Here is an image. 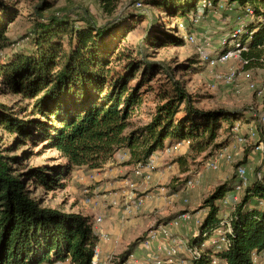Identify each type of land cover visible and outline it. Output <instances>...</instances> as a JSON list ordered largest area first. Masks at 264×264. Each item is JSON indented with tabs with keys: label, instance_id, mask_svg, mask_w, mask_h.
<instances>
[{
	"label": "trees",
	"instance_id": "obj_1",
	"mask_svg": "<svg viewBox=\"0 0 264 264\" xmlns=\"http://www.w3.org/2000/svg\"><path fill=\"white\" fill-rule=\"evenodd\" d=\"M145 1L171 16L191 18L192 25L197 15L212 10L202 8V0ZM211 1L215 5L226 1L224 10L231 7L229 13L237 12L236 20L237 16L253 18L243 25L242 41L249 47L244 56L251 60L247 68H263L264 0ZM51 7L47 0H40L36 7L33 32L26 36L34 51H14L0 59V90L27 100L16 111L0 106V126L16 135L12 146H0V264H92L95 255L98 235L92 217L46 206L26 187L24 176L53 187L74 167H100L119 150L128 151L135 164L145 162L167 143L182 140H189L193 151L203 152L214 144L222 121L233 123L241 117L235 111L198 107L194 95L174 78L175 68L127 52L122 42L133 27L131 18L137 17L131 11L121 17L94 14L88 8H81V13L77 8H61L46 14ZM17 15L14 4L0 0L1 55L3 48L16 45L7 32ZM179 27L161 31V35L148 34L144 42L156 47L182 45L188 38L180 34ZM164 69L170 84L157 93L159 100L150 120L131 127L130 119L142 103L141 90ZM36 138L58 150L66 163L17 173L13 164L19 157L5 151ZM238 182L235 174L206 198L209 211L202 218L201 234L192 240L201 246L203 233L212 234L219 227L222 201L230 198L233 231L228 234L229 245L221 251L205 246L199 256L190 258L191 264H215V260L219 264H258L254 254L264 251V176L256 174L235 202L232 196ZM132 252L121 254L114 264H125Z\"/></svg>",
	"mask_w": 264,
	"mask_h": 264
},
{
	"label": "rangeland",
	"instance_id": "obj_2",
	"mask_svg": "<svg viewBox=\"0 0 264 264\" xmlns=\"http://www.w3.org/2000/svg\"><path fill=\"white\" fill-rule=\"evenodd\" d=\"M138 1H141L143 5L137 6ZM5 2L14 4L18 10V15L9 25L7 32V36L15 41L16 45L12 46V48H3V54H0L1 60L6 59L14 51H23L26 53L34 51L35 48L32 42L26 36L30 32H33L36 17H38L36 7L40 3V0H5ZM47 2L52 7L45 11L46 14L52 10L61 8H77V13H81V8H88L94 14H103V16L108 17V14L112 13L111 15L113 17H121L127 10L131 11L137 17L135 20L131 18L130 21L133 23V27L126 34L122 42V46L127 52L134 56H137L139 53L140 57H146L150 61L165 62L167 67L171 69L175 68L174 78L183 82L186 89L194 95L198 107L206 110L235 111L241 116L240 118L234 119L233 123L231 121H222L219 135L215 139L214 144L203 152H195L190 144H186L182 147L183 149L181 148L175 153H162L161 157L164 158L163 160H160V156L157 157V160L162 165H158L157 163L154 171L158 169V166H163V169L169 170V174L167 175V179H160L159 185L155 186L156 189L151 190L150 195L157 196V187L164 185L166 187V195L172 196L173 201L170 204L165 203L160 209L156 208L154 210L153 216L156 214L155 211L161 212V215H155L157 220L160 219L159 216H163V219L156 221V225L164 219L174 217L175 213L172 211L175 208H178V212H181L182 208H184L186 211L191 212L201 219L205 217L209 211V207L205 203L206 198L219 185L233 178L239 163H243L248 170V184L255 180L256 174L262 177L264 176V156L254 153L252 145L249 143L244 144L243 150H239L242 146L237 145L232 130L234 123L238 121L242 126L251 124L252 126H258V114L264 108V105L262 99L256 95V91L249 87L248 83L250 80L247 78H252L256 81L257 86L261 85L264 82V68H254L250 70L252 77H246L245 70H243L238 60L232 64L219 66L216 69L207 68L198 61L200 60L198 46L203 43L205 38L211 39L214 45L213 50L217 51L220 48L223 37H233L232 29L235 25H244L253 18L236 20L233 16L237 12L232 11V13H229L231 7L228 6V10L226 11L224 9H212L206 15L200 14V21L192 25L190 22L191 18L186 20L177 16H171L167 12L161 11V9L153 6L151 3H147L145 0H111V2H103L102 0H47ZM105 4L108 6V10L103 8ZM223 4L226 6V1H223ZM183 22H188L184 24L187 32L181 30L180 25ZM177 26H180V34L183 36L185 34L187 38L192 35L195 37V41L192 42L188 39L182 45L171 44L163 47L151 46L144 42V38L148 34L155 33L153 35H156L160 33L161 35V31L173 32L171 29ZM231 66L236 68L239 73L236 85L225 86L221 83H215L214 74L221 71L225 72ZM140 72L137 73V78ZM165 72L164 69L163 72L156 74L153 80L141 90L143 94L142 103L130 119L132 122L131 127H141L150 120L151 113L156 108L157 100H159V98L157 99V93L160 94L164 86L170 84L168 81L169 76ZM149 86H152V89ZM26 104L27 100L23 99L21 95L5 91L4 89L0 90V106H7L10 110L16 111ZM15 136V134L0 126L1 148L12 146L15 141ZM221 148H227L232 153L234 152V160H222L217 170L208 169L207 162ZM184 149H186L185 152L181 154ZM5 154L19 157V160L15 161L13 166L16 168L17 173L23 174L28 173L33 168L42 167L46 170L51 166L66 163V159L58 150L48 147L46 141L38 138L34 141L27 140L26 142L15 144L13 148L5 151ZM128 155H130L128 151L124 154V150H119L100 167L89 168L87 166H76L63 178L57 180L59 184L54 183L53 187H48L38 182V180L24 176L26 179V187L33 196L42 199L46 206L87 214L89 213V206L93 203V201L91 202V198L95 195L94 188L98 184L101 186L103 180L100 177L111 167L115 165H126L127 173H123V175H121L122 173H118L116 177L113 176L111 178H123V180L131 178L134 181L132 172L135 162L132 161L131 155L129 158ZM170 165L172 167L168 168L167 166L170 167ZM192 177L198 178L199 183L195 188L188 189L185 187L186 182ZM105 178L108 181L111 180L109 177ZM137 183L141 187L142 181L138 180ZM152 183L153 181L146 184ZM132 189L135 194V200H137V198L141 197L140 191H137L138 188L135 189V187ZM135 192H139V194ZM244 192L245 189L236 193L237 201L241 200ZM185 198L188 199V202H185ZM231 209L229 206H223L222 214H232ZM191 227L193 234L197 232V225H191ZM137 240L138 238L134 242L126 243L118 255H112L110 257L111 259L106 260V264H112L120 254L133 250L132 248ZM143 251L144 249L139 242L138 252L142 253ZM136 255L140 256L138 253Z\"/></svg>",
	"mask_w": 264,
	"mask_h": 264
},
{
	"label": "built area",
	"instance_id": "obj_3",
	"mask_svg": "<svg viewBox=\"0 0 264 264\" xmlns=\"http://www.w3.org/2000/svg\"><path fill=\"white\" fill-rule=\"evenodd\" d=\"M200 4L202 8L207 9L221 10L227 8V4L226 6H224L223 2H219L218 5H215L211 0H202ZM137 6H142V2L138 1ZM247 11L250 14L253 13L252 8H248ZM237 17V20L241 19L240 16ZM199 21L200 14L194 18V23L197 24ZM180 26L182 29L185 28L183 24H181ZM232 30L233 37H223L221 39L220 48L217 51L213 50L214 45L212 44L211 39L205 38L203 40V43L198 46L200 62L207 68L216 69L219 66L232 64L233 62H236L238 60L242 65L243 70H245V76L252 77L250 70L254 68H247L251 60L250 58L244 56V52L249 50L248 45L246 43H243L242 41V35L246 32L245 27L243 25H235ZM188 39L192 42L195 41V37L192 35H190ZM262 47L264 48V44H262ZM238 76V70L231 66L225 72L221 71L214 74V82L221 83L225 86L236 85ZM247 79L250 80L248 83L249 87L252 90L256 91V95L258 96V98H261L263 101L264 82H262L261 85L257 86L256 81H254L252 78ZM257 120V122H259L258 126H252V124L242 126L239 121L237 123L235 122L232 130L234 134V140L236 141L237 145L242 146L239 148V150H243L244 144L249 143L252 145L254 153H258L264 156V108L259 112ZM186 144H190V141L182 140L173 145H166L163 149V153H175ZM234 156V152L232 153L227 148H221L217 150L213 154L212 158L207 162V168L217 170L220 167V163L222 160L233 161ZM156 167V156L153 153V155L149 157L145 162H139L136 164L134 169V176L136 178H140L144 182H150L153 178V173L155 172L154 170ZM247 173L248 170L246 166L239 165L237 167L236 174L239 178V182L236 185L235 192L232 196V199L235 202L238 200L236 193L242 191L248 185ZM126 182L131 189L136 187V182L132 181L131 179H127ZM198 183V178H189L186 182V188H195ZM157 193L165 194L166 187L164 185H160L159 187H157ZM130 199H133V203L129 202L125 207L126 214L133 212L135 208H139V206L144 203V197H139L137 198V200H135V194L130 196ZM230 200V198H224L222 201L223 206H229L232 208L233 206L230 205ZM92 201L93 200L91 199V202ZM185 202H188V199L185 198ZM193 217L194 216L191 212L183 211L177 216L169 219L168 221L160 222L155 227L149 229L140 241L142 248L146 250L148 254L145 256H138L134 252H132L127 256L125 264H185L184 260L178 258L181 250L186 251L190 258H194L201 254V251L205 246H214L216 251H221L229 245L228 234H231L233 231L231 214L223 216L220 221L219 227L212 234H209L208 232L203 233V242L201 246L194 244L191 240L174 236L173 230L176 228H180L184 223L188 222ZM195 219V223L198 227V230L195 234L196 236L201 234L202 232V230H200L202 219L199 217H196ZM102 221L103 216H95L93 219V226L94 229L98 231L100 237L108 240L109 235L100 227ZM155 242H161L159 245H157L156 249L154 248ZM157 252L161 253V255H158ZM99 253L100 250L96 246L92 264H100ZM108 259L111 258L109 257ZM254 261L258 264H264V251L259 254H254ZM112 264H114V261ZM215 264H219L218 260H215Z\"/></svg>",
	"mask_w": 264,
	"mask_h": 264
},
{
	"label": "crops",
	"instance_id": "obj_4",
	"mask_svg": "<svg viewBox=\"0 0 264 264\" xmlns=\"http://www.w3.org/2000/svg\"><path fill=\"white\" fill-rule=\"evenodd\" d=\"M185 150L186 149H184L181 154H183ZM125 152L127 153V151H124V154ZM162 153L163 150H157L154 153V155L156 156V164L158 163V165H162V163L157 160L158 156H160V160L164 159L161 157ZM129 156L130 155H128V158ZM165 158L167 157L165 156ZM135 166L136 164L134 165V169ZM126 167V165H115L111 167L107 172H105L102 177H100L103 182L101 186H99L98 184L97 187H95L93 190L95 195L91 198L93 200V203L88 208L89 213H83L84 215H90L92 219H94L95 216H103V221L100 224V227L102 230H104V232L109 235V239L106 240L100 237L98 231H96L95 229L98 235L97 247L100 250V264H105L106 260L112 255H118L121 249L125 247L126 243L134 242L137 238L142 237V235L147 230L155 227L156 221L163 219V216H159L160 219L157 220L155 215H161V212L155 211L156 214L153 216L154 210L156 208L160 209L165 203L170 204V202L173 201L172 196H167L166 193H157V196L155 197L150 195L151 190L156 189L155 186L159 185L158 183L160 182V179H167V175L169 174L168 169H163V166H160L161 168L158 166V169L153 173V178L151 180L153 181L152 184L147 185L146 183L149 182H144L140 178H136L134 176V182H136L135 189L138 188L137 191H140L141 197H144V203L139 206V208H135L133 212L126 214L125 207L129 202L133 201V199H130V196L134 194L133 190L127 185L126 182L127 179L131 178H127L125 180H123V178H111L113 176L116 177L118 173H122L121 175H123V173H127ZM167 167L171 168L172 165H170V167ZM134 169L132 172L133 175ZM105 177H109L111 178V180L108 181V179ZM131 180L133 181V179ZM138 180L142 181L141 187L138 186ZM136 194H139V192H137ZM177 209L178 208H175L172 211L173 213H175V216H177L183 211H186L184 208H182V211L178 212ZM193 216L194 217L191 220L184 223L180 228H176L173 230L174 236L191 241L193 240V237L195 236L196 232L194 234L192 233L191 225H196L195 218L197 217L196 215ZM169 219L171 218L164 219L162 220V222H166ZM160 243L161 242H155L154 248L156 249L157 245H159ZM138 248L139 243L137 245H134L133 247V252L135 254L138 253L140 254V256H145L148 254L146 250H144L142 253H139ZM157 254L161 255V253L159 252H157ZM120 256H118V258ZM178 258L184 260L185 264H191L190 256L184 250H181Z\"/></svg>",
	"mask_w": 264,
	"mask_h": 264
}]
</instances>
